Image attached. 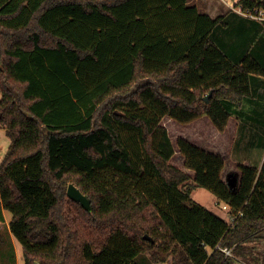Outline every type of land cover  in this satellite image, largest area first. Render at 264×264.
<instances>
[{"label": "trees", "instance_id": "1", "mask_svg": "<svg viewBox=\"0 0 264 264\" xmlns=\"http://www.w3.org/2000/svg\"><path fill=\"white\" fill-rule=\"evenodd\" d=\"M225 23L189 0H0V125L11 138L0 195L26 264H139L145 250L160 263L233 264L226 246L259 262L245 249L264 237V161L240 165L231 188L224 158L180 137L192 177L161 124L207 115L224 130L228 106L251 95L264 66L215 43ZM196 187L242 214L227 221L191 198Z\"/></svg>", "mask_w": 264, "mask_h": 264}, {"label": "crops", "instance_id": "2", "mask_svg": "<svg viewBox=\"0 0 264 264\" xmlns=\"http://www.w3.org/2000/svg\"><path fill=\"white\" fill-rule=\"evenodd\" d=\"M189 4L194 3H191V0H189ZM197 7L200 11L209 14L213 18L224 16V21L226 23L216 27L212 34V38L215 43L223 48L233 59L241 60L248 52H250L262 63V56L264 55V41H261L262 44H260V46L258 45L257 47L256 43L260 37V34L262 35L260 27L264 20L249 18L225 5V10L221 12H213L212 8L209 7L207 2L202 4L201 8L198 5ZM234 23L237 24V33L235 36H232L229 33L228 28ZM252 26L257 29L254 31L251 30L250 28ZM254 48H256V50ZM229 50H231V52H229ZM254 82L256 84L255 88L264 89V74L252 75L251 95L245 97L241 104H230L228 106L230 117L224 130H220L207 115H202L188 123H181L173 119L176 121V123L178 122L184 126H189V129H186L185 133L180 137H184L202 148L218 153L224 158L225 165L224 169L222 170V178L231 188H236L240 182V165L252 164L260 167L264 161V130L259 131L264 129V103L254 104L252 102ZM247 122L256 124L255 130H252L251 128H243L242 124ZM197 123H199V126L196 128L195 125H197ZM205 125V131L198 130L200 127L203 129V126ZM249 130H252V132L249 134L252 137L257 136L258 134H260V136L262 135L259 138L261 139L262 148L260 149V155L256 158L253 157V153H251L249 156L237 155V153L234 154L237 132H247ZM256 143L259 145L258 141ZM256 143L254 144V147H256ZM10 144L11 138L7 129L0 125V162L7 153ZM245 144L247 145L248 142ZM181 157L185 163V156L182 153ZM228 160L231 162V165L228 164ZM184 168L187 170V172H189V174H191L192 177L195 176L192 174L191 169L186 168V166ZM225 175L228 176L225 178ZM222 204L219 206H222ZM223 210H226L228 213L229 218L225 219L230 222V218L232 216L231 208H223ZM10 220L11 217L7 213V210L2 207L0 197V264H15L17 258V241L16 237L10 230Z\"/></svg>", "mask_w": 264, "mask_h": 264}, {"label": "rangeland", "instance_id": "3", "mask_svg": "<svg viewBox=\"0 0 264 264\" xmlns=\"http://www.w3.org/2000/svg\"><path fill=\"white\" fill-rule=\"evenodd\" d=\"M239 1L240 0H191V3L197 4L201 8V5L205 4V2H207V4H209V7L212 8L213 12H221V11L225 10L224 5L229 7V8L234 9L235 11H237L239 6H240ZM236 22H238V21H236ZM250 29L254 31L257 28H254V26H252ZM228 31L232 36H235L237 33V24L234 23L231 27L228 28ZM260 31L262 32V35L260 34V37L258 38V41L256 43V47L258 45L260 46V44H262L261 41H264V22L261 24ZM254 49L256 50V48H254ZM229 52H231V50H229ZM262 57H263L262 58V64L264 66V55ZM255 86H256V84L254 82L253 101L252 102L254 104H263L264 103V89H259V88L257 89V88H255ZM177 123L169 115H166L161 121V124L169 130V134H170L171 139H172V141L176 147V150H177L174 157L172 158V162L174 164L184 168L185 163L181 157V152H180V149L178 147V139L180 138V136L182 134L185 133L186 129H189V126H184L181 123H178V124ZM253 124L250 122L243 123L242 127L243 128H251L252 130H255L256 124H254V125ZM198 126H199V123H197V125H195L196 128ZM203 127H204L203 128L204 130L202 129V127H200L198 130L199 131H205L206 125ZM252 130H249L247 132L243 131L240 133H239V131L237 132L236 142H235L236 146L234 149V154L237 153V155L249 156L251 153H253L254 158H256L260 155V149L262 148V145H261V139H259V138L262 135L260 136V134H258L257 136L252 137L249 135L252 132ZM263 130L264 129H261L259 131H263ZM247 134H248V136H247ZM257 141L259 142V145H258V143H256ZM246 142H248L247 145L245 144ZM249 142H253V143H249ZM255 143H256V147H254ZM207 150H209V149H207ZM228 164L231 165V162L229 160H228ZM192 174L195 175V172L193 170H192ZM226 176H228V175H225V178H226ZM227 180H228V178H227ZM191 181H193V178ZM70 183H73V182H69L68 186ZM0 197H1V195H0ZM191 198L194 199L195 201H197L198 203L204 205L205 207H207L211 211L218 213L223 218H227V219L229 218V215L226 212V210H223V207L219 206L223 202H220L218 204L216 195L211 190H209L205 187H196L191 191ZM7 213L10 215V217L12 216L10 211H7ZM16 241H17V243H16L17 244V258H16L17 263L15 261V264H26L24 257H23L22 244L17 239H16ZM246 246H247V249H245V253L251 254L253 257H257L259 262H256V260H254L252 258L249 259L250 261H248L247 259H245V257L243 255L235 254V257L232 260V263L233 264H247V263L248 264H254V263L255 264H264V237H261L257 240L251 241V242H247ZM174 255L175 254L170 255L166 261H163L160 263V262H156L153 259V257H152L153 255L150 251L145 250L142 254H140L136 258V261L139 264H174L173 263Z\"/></svg>", "mask_w": 264, "mask_h": 264}, {"label": "built area", "instance_id": "4", "mask_svg": "<svg viewBox=\"0 0 264 264\" xmlns=\"http://www.w3.org/2000/svg\"><path fill=\"white\" fill-rule=\"evenodd\" d=\"M253 1V5L252 6H245L244 3L240 4L239 8H238V12H240L241 14L252 18V19H256V20H264V0H252ZM222 207L224 209L226 208H231L229 204L227 203H223ZM242 214V212H238V214H232L231 218H230V222H233L237 216H240ZM219 247V246H218ZM234 248L235 246H226L223 247L222 250L225 252V257L227 256H233L235 257V253H234ZM248 264V263H247Z\"/></svg>", "mask_w": 264, "mask_h": 264}, {"label": "water", "instance_id": "5", "mask_svg": "<svg viewBox=\"0 0 264 264\" xmlns=\"http://www.w3.org/2000/svg\"><path fill=\"white\" fill-rule=\"evenodd\" d=\"M212 94V91L205 97V101H209V98ZM68 195L70 198L79 201L86 209L91 210V200L88 198V196L74 183H70L68 186ZM36 264H40L39 262H36Z\"/></svg>", "mask_w": 264, "mask_h": 264}]
</instances>
